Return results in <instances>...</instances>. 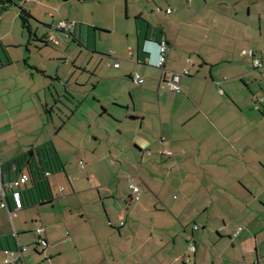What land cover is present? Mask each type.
<instances>
[{
	"label": "crops",
	"instance_id": "1",
	"mask_svg": "<svg viewBox=\"0 0 264 264\" xmlns=\"http://www.w3.org/2000/svg\"><path fill=\"white\" fill-rule=\"evenodd\" d=\"M241 1L177 0L169 14L170 7L133 13L125 49L114 48L94 73L90 137L83 132L71 146L84 155L92 144L93 178L84 182L64 168L68 188L57 193L68 208L47 225L22 213L30 207L10 217L0 197V264L4 251L18 247L26 248L24 263L15 264H185L191 236V264H253L255 250L260 264L255 232L264 221L254 215L264 196V70H254L242 52L264 62V11ZM161 42L168 50L165 71L187 72L179 93L159 89ZM9 62L6 55L2 66ZM134 74L143 84L133 83ZM2 115L0 174L7 182L11 161L41 145L24 146L15 120ZM102 144L107 152L100 155ZM129 182L138 188V202ZM32 228L44 229L41 251ZM33 233L36 238H23Z\"/></svg>",
	"mask_w": 264,
	"mask_h": 264
},
{
	"label": "rangeland",
	"instance_id": "2",
	"mask_svg": "<svg viewBox=\"0 0 264 264\" xmlns=\"http://www.w3.org/2000/svg\"><path fill=\"white\" fill-rule=\"evenodd\" d=\"M2 1L4 3L0 13L2 117L15 120L24 146L37 147L51 142L64 164L65 171L86 182L87 177L94 176V172L88 171L93 146L86 144L83 148L86 152L84 155H76L71 151V146H77L79 134L85 132L86 136L90 137L89 132H92L88 122L95 118L97 113L95 97L98 90L94 91L93 87L97 82L94 73L99 62L103 60L105 65L107 57L113 56L110 53H116V49L118 51L125 49L128 40L126 34L133 31V13L142 8L154 10L156 7L161 11L170 7L169 10L174 12L177 0H9L10 4L6 0ZM191 1L179 0L185 5H189ZM241 2L244 5L248 4L247 0ZM253 3L263 13L264 0H253ZM21 10L31 14V19L28 20L29 30L22 27L19 19ZM62 22L67 25L74 24L68 38L56 30ZM52 37L54 41H51ZM45 39L47 46L42 44ZM6 55L10 64L2 66L6 62ZM45 105L47 110L44 108ZM101 122H106L103 127L109 125L107 120ZM101 149L100 155L103 150L107 152L106 145L102 144ZM81 167L84 171L80 170ZM111 178L114 177L110 176L107 181L111 182ZM50 184L55 196L53 202L46 205L28 202L30 209L22 212L34 218L35 225L40 224L42 219L46 225L50 221L53 222L55 215L60 214L59 210L68 208L60 203L62 199L57 193L59 187L68 188L63 173L51 176ZM260 201L255 204V210L259 214H255L254 217L262 224L264 196ZM76 204L77 202L72 200L70 206L74 207ZM28 223L31 224L30 221ZM262 226L263 229L261 225L258 226V231L254 229L259 243V257L262 255L260 264H264V225ZM30 237L36 238L34 233L23 238ZM33 250L34 246L30 245L28 251L34 254ZM38 250L41 251L40 247ZM255 251L252 253L253 264Z\"/></svg>",
	"mask_w": 264,
	"mask_h": 264
},
{
	"label": "built area",
	"instance_id": "3",
	"mask_svg": "<svg viewBox=\"0 0 264 264\" xmlns=\"http://www.w3.org/2000/svg\"><path fill=\"white\" fill-rule=\"evenodd\" d=\"M157 11L159 9L157 8ZM171 11L167 10V14H169ZM74 29V24H65V23H59V25L56 27V30L61 31L66 38L69 37L70 33ZM51 41H54V37L50 38ZM167 45L165 42H161L158 45V61L155 65V67L160 71L161 73V82L159 89L166 88L169 92L172 93H179L180 87H179V81L181 77H184L187 75V72L184 71L183 73H172L167 72L164 69V63L166 61L167 56ZM243 55H248L252 58V66L254 70H264V62L260 60L259 58H255L253 56V53L251 51H243ZM115 68L119 67V61H117L114 64ZM132 81L134 84L141 85L143 84V79L137 75L134 74L132 77ZM262 113L264 114V104L262 107ZM166 154V153H165ZM167 155H171L170 153H167ZM83 169V167H81ZM48 174H46L47 176ZM29 176L27 173H22L16 180H12L10 182H3L0 178V197L5 198V195L8 193L10 196V200L12 202L13 206V212L10 213V217H13L16 215V213L20 210H22V202H21V194L20 190L28 183ZM129 189L131 190V193L133 195V201L138 202V188L134 186L131 182H129ZM62 190H60L61 192ZM5 200V199H4ZM7 204L6 202L1 204V208H6ZM193 230H197V227L194 226ZM240 230V229H239ZM43 228H38L35 230V234L37 235L36 245L41 248L46 247V241L43 239ZM26 251V248L18 247L17 251L14 250H6L4 251L5 259L3 261L4 264H15L17 262L24 263L23 259V253ZM196 252V244L194 242L193 237H189L188 239V245L186 250V256L184 258L185 264H191L192 263V257L194 256Z\"/></svg>",
	"mask_w": 264,
	"mask_h": 264
},
{
	"label": "trees",
	"instance_id": "4",
	"mask_svg": "<svg viewBox=\"0 0 264 264\" xmlns=\"http://www.w3.org/2000/svg\"><path fill=\"white\" fill-rule=\"evenodd\" d=\"M6 1L10 4L9 0ZM3 5V1L0 0V13ZM27 18H31L30 14L21 10L20 20L23 26L29 30L26 26ZM7 172L12 174V178L7 182L16 180L22 173H27L29 176L28 183L20 190L23 209L29 207L28 202L39 205L51 204L53 202L54 198L51 193L49 177L63 173L64 164L59 158L52 143L47 142L12 160L11 164L8 166ZM46 174L48 175L46 176ZM0 178L3 181L1 174ZM4 199L7 202L9 212L12 213L11 204H9L10 196L6 194Z\"/></svg>",
	"mask_w": 264,
	"mask_h": 264
}]
</instances>
